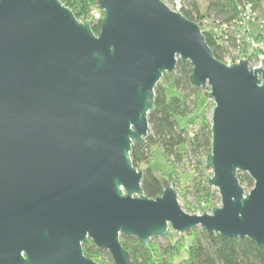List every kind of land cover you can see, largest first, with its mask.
<instances>
[{"label": "water", "instance_id": "1", "mask_svg": "<svg viewBox=\"0 0 264 264\" xmlns=\"http://www.w3.org/2000/svg\"><path fill=\"white\" fill-rule=\"evenodd\" d=\"M96 34L60 0H0V264H130L143 245L201 229L264 246V65L215 58L202 26L162 0H96ZM213 103L204 167L220 206L189 215L176 191L144 195L154 89L177 60ZM246 174L245 190L237 174Z\"/></svg>", "mask_w": 264, "mask_h": 264}, {"label": "trees", "instance_id": "2", "mask_svg": "<svg viewBox=\"0 0 264 264\" xmlns=\"http://www.w3.org/2000/svg\"><path fill=\"white\" fill-rule=\"evenodd\" d=\"M69 8L75 18L89 17L97 9L96 0H60ZM171 3L172 0H162ZM179 12L187 19L202 26L207 45L212 49L216 59L223 61L229 55V50H237L239 45L234 32L221 31L223 25L232 26L236 21L240 8L249 3L255 12L264 6V0H205V12H200L197 0H180ZM209 17V24L216 28V33L204 30L200 19ZM100 20L91 22L94 34L98 32ZM226 38V39H225ZM254 55H251L250 59ZM191 65L183 60H177L175 68L164 74L154 89V109L148 114V135L145 144L132 145L130 159L136 168L148 161V152L151 146L157 145L163 157L171 164H181L193 158L197 175L191 180V190L201 213L211 211L213 202L218 199V193L206 184V171L204 159L210 150V123L202 119L196 131L188 132L181 127L176 118L184 117L190 113V104L196 108L195 95L197 90L189 84ZM206 97V96H205ZM141 180L143 193L148 198L160 195L163 189L162 177L157 176L149 167L144 168ZM172 184V174L167 176ZM239 184L249 190L252 180L243 173H238ZM189 209V208H188ZM192 239L185 244L186 258L176 264H264V246L258 247L248 239H224L216 234H207L201 229L188 232ZM168 240V236L164 237ZM122 248L127 252L130 264H171L170 258L176 256L182 243L158 244L151 240L143 245L136 238L120 237ZM84 256L99 259L102 256L109 258L108 254L96 249L90 241L82 245ZM101 264H105L100 259Z\"/></svg>", "mask_w": 264, "mask_h": 264}, {"label": "rangeland", "instance_id": "3", "mask_svg": "<svg viewBox=\"0 0 264 264\" xmlns=\"http://www.w3.org/2000/svg\"><path fill=\"white\" fill-rule=\"evenodd\" d=\"M200 7V12L204 14L205 12V0H197ZM166 5L173 9L171 3L167 2ZM200 23L204 26V30L210 33L215 32L216 28L209 24V17H204L200 19ZM240 41L239 47L237 50L230 49L229 55L234 59H245L247 56H251L254 53V56L251 60L254 63L255 58L257 59L258 55H264V6L260 9H256L253 15V19L248 23V29L239 34ZM258 41L261 44V49L257 50L251 46L252 41ZM264 60H262L263 62ZM264 65V64H263ZM207 88L204 91L197 90L196 94L190 95L192 100H196V108H192L190 104V113L182 118L177 117L176 120L181 127L187 128L188 132L193 133L197 130L200 121L204 119L210 123V117L212 113L213 103L205 97ZM149 167L157 176L162 177L163 183H168L176 191L178 196V202L181 205L183 211L189 215H201V207L198 206L195 197L193 196L191 190V180L197 175V170L195 168L194 159L191 158L188 161H185L181 164H171L169 161L163 157L160 148L157 145L150 147L148 152V161L146 164H140L138 169L143 170L144 168ZM169 174H172L173 183L171 184L167 178ZM206 177L209 178L211 173L209 170L206 171ZM215 190V189H214ZM247 191V190H246ZM213 208L220 206L219 196L216 201L213 203ZM189 208V209H188ZM211 211H205V213H210ZM168 240L165 238H156L158 244H165L168 241L170 243H182L176 256L170 258L171 264H176L180 260L186 258V247L185 244L189 243L192 239L191 234L188 235H179L168 229ZM105 252V251H104ZM106 253V252H105ZM109 256V255H108ZM100 259L104 260L105 264H113L110 257L105 256L100 257L99 259L94 258L93 260L100 263Z\"/></svg>", "mask_w": 264, "mask_h": 264}, {"label": "built area", "instance_id": "4", "mask_svg": "<svg viewBox=\"0 0 264 264\" xmlns=\"http://www.w3.org/2000/svg\"><path fill=\"white\" fill-rule=\"evenodd\" d=\"M171 5L173 6V9H171V10L179 12V10L181 8L180 7L181 6L180 0H172ZM254 13L255 12L253 11L251 5L249 3H244L242 5V7L240 8V13L238 14L237 19L233 23V25L231 27L223 25L222 27H220L221 28L220 30L224 31V32H232L233 31L234 36L237 40V44L239 45V41H240L239 34L248 29V23L253 19ZM101 18H102L101 12L98 9H94L90 13L88 18L85 19L84 17H82V18L78 19V22H83L84 20H89L90 22H97V21L101 20ZM251 46L254 49H255V47H257L256 48L257 50L261 49V44L258 41L253 40L251 42ZM250 57L251 56H247L245 58L248 61V65H249L250 69L260 68L261 65L263 66V64H264V61L262 62V60H264L263 54L260 56L258 55L257 59L255 58L254 63L251 62V60L254 58L250 59ZM240 60H243V59L240 58V59L236 60L233 57H231L230 55H228L227 57H225L223 59L222 62L227 64V65H230V64L238 63Z\"/></svg>", "mask_w": 264, "mask_h": 264}, {"label": "bare ground", "instance_id": "5", "mask_svg": "<svg viewBox=\"0 0 264 264\" xmlns=\"http://www.w3.org/2000/svg\"><path fill=\"white\" fill-rule=\"evenodd\" d=\"M257 47H255V49H256ZM251 55H254V53H252Z\"/></svg>", "mask_w": 264, "mask_h": 264}]
</instances>
